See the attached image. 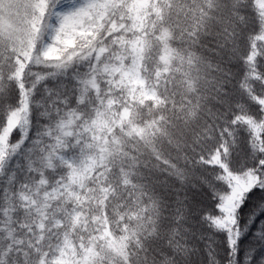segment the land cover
Listing matches in <instances>:
<instances>
[{
    "label": "snow or ice",
    "instance_id": "obj_1",
    "mask_svg": "<svg viewBox=\"0 0 264 264\" xmlns=\"http://www.w3.org/2000/svg\"><path fill=\"white\" fill-rule=\"evenodd\" d=\"M0 264H264V0H0Z\"/></svg>",
    "mask_w": 264,
    "mask_h": 264
}]
</instances>
